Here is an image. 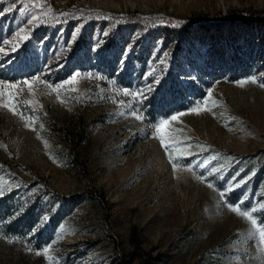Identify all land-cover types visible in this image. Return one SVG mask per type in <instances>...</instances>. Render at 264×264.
Returning a JSON list of instances; mask_svg holds the SVG:
<instances>
[{
    "label": "rangeland",
    "instance_id": "rangeland-1",
    "mask_svg": "<svg viewBox=\"0 0 264 264\" xmlns=\"http://www.w3.org/2000/svg\"><path fill=\"white\" fill-rule=\"evenodd\" d=\"M0 81V264H264V0H0Z\"/></svg>",
    "mask_w": 264,
    "mask_h": 264
},
{
    "label": "snow or ice",
    "instance_id": "snow-or-ice-1",
    "mask_svg": "<svg viewBox=\"0 0 264 264\" xmlns=\"http://www.w3.org/2000/svg\"><path fill=\"white\" fill-rule=\"evenodd\" d=\"M37 6H38V5H37ZM17 35L19 36V34H17ZM23 38H26V36L23 37ZM12 47H13V51H15V45H13ZM77 76H79V73H77L76 75H74V76L71 78V80L67 81L66 83H68V84H72V83H74V82L77 80ZM35 82H36V81H24L23 83H24V84H28L29 86H31V85H32L33 83H35ZM247 82H249V81H243V82H241V86H243V84H244V83H247ZM250 82H251V83H256L255 78H253ZM261 86L264 87V83H262ZM49 87L53 88V90H56V89L59 88V87H63V85L49 86ZM16 88H18V85L15 84V83H5V82L0 81V97L5 96L4 89L11 90V89H16ZM7 95H8V102H7V103L0 104V106H3V107L8 108L10 111L13 112V114H18V113L16 112V110H15V105L11 102V101L14 99V95H13L10 91L7 93ZM58 95H59V94H58ZM124 95H132V96L135 97L137 94L129 93V92H125ZM209 96H211V93H209ZM21 102H22V103H27V102H25V101H21ZM192 111L196 112V111H198V109H193ZM180 115H183V113H181ZM137 118H140V117H137ZM177 119H178L177 116H173V117H171V120H173V121H175V120H177ZM168 123H169L168 120H164V121H162V122H161V125H160V126H157V128H156V132H157L158 134L161 133V128H162V126H163V125H167ZM165 135H168L170 140H171V139H174L170 134H160V135H158L157 138L160 140V143H161L162 147H164L165 152L168 154V159H169V162L172 163V165H173V169L176 170V168H177V163H176L175 157H174V155H173V151L176 150V149L179 147V145H178V144H170V143H168V142L166 141V139H165ZM232 210L235 211L238 215H241V216L247 218L248 220H250V221H251V224H252L253 226L256 225V220L252 217V215H251L250 212H248V211H246V210H241V209L238 208V207H234ZM262 244H264V236H262ZM50 251H51L50 248H45V249L43 250V253L37 252L36 254H37V255H41V254H43V255L47 256L48 253H49ZM50 259H51V258H50Z\"/></svg>",
    "mask_w": 264,
    "mask_h": 264
}]
</instances>
